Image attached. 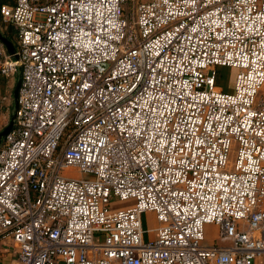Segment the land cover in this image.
Instances as JSON below:
<instances>
[{
	"label": "built area",
	"instance_id": "2783aa9c",
	"mask_svg": "<svg viewBox=\"0 0 264 264\" xmlns=\"http://www.w3.org/2000/svg\"><path fill=\"white\" fill-rule=\"evenodd\" d=\"M129 1L0 3L17 39L12 53L0 45V76L20 73L0 147V240L18 264H254L264 0ZM217 66L237 70L232 92ZM112 198L134 203L110 209ZM206 224L227 243L205 245Z\"/></svg>",
	"mask_w": 264,
	"mask_h": 264
},
{
	"label": "rangeland",
	"instance_id": "374dc122",
	"mask_svg": "<svg viewBox=\"0 0 264 264\" xmlns=\"http://www.w3.org/2000/svg\"><path fill=\"white\" fill-rule=\"evenodd\" d=\"M3 1H5V0H0V3ZM136 1H138V0L129 1L127 5L129 7H131L133 4H135ZM0 25H2V22H0ZM10 30H11V35H10L11 41L13 43L14 49H17L16 33L12 28H9V31ZM236 71H237L236 69L229 67V66H217L216 67V80H215L216 85L221 87L222 90L225 92H232L233 86H234V81H235ZM17 80H18L17 77L15 79H12L7 86V90L9 92V99L10 100H12L13 97L15 98V96H13V89L15 87ZM14 94H15V92H14ZM10 110H11V114L14 115L15 114L14 105L10 108ZM13 122L14 121H11V126H13ZM7 127L8 126H5V128L2 130L3 133L7 129ZM2 132L0 134V143H1V138H2L1 136H3ZM63 173L66 175L72 176V177H82L85 179H92L93 178L92 174L87 173V172L81 173V172L76 171L73 168H68ZM132 203H134V199L119 200L117 198H112L111 201L109 202L108 206L110 209H117V208H121V207L131 205ZM156 226H157V220H156L155 213L154 212L144 213V215H143V227H144V229L153 230ZM217 232H218L217 226H216V228L211 227L208 230L204 226V239H206L207 237L215 236ZM145 237L149 240H152L155 237V233L153 231H149V233H147L145 235Z\"/></svg>",
	"mask_w": 264,
	"mask_h": 264
},
{
	"label": "crops",
	"instance_id": "0c3cea01",
	"mask_svg": "<svg viewBox=\"0 0 264 264\" xmlns=\"http://www.w3.org/2000/svg\"><path fill=\"white\" fill-rule=\"evenodd\" d=\"M0 22H2V25H0V33L7 37L8 39H11V34L9 32V25H7L0 17ZM4 24V25H3ZM0 45H2L5 49L6 47L0 42ZM7 50V49H6ZM8 51V50H7ZM18 78L15 87L13 89V96L15 98L12 100L9 99V92L7 90V86L10 83L12 79ZM20 82V73L19 70L17 69L15 73L9 76H0V134L2 130L5 128V126H9L11 121H14V115L11 114L10 108L14 105V109L16 108V96L15 88L16 85ZM5 134L1 136V143L0 147L3 143ZM206 229L208 230L211 227L216 226L214 224H206L205 225ZM225 244L227 243V240H223L218 237V232L216 233L215 236L213 237H207L204 240L205 245H213V244ZM0 264H18L17 259H16V254L14 249L11 246V242L9 239L6 240H0ZM254 264H264V253L260 254L259 256L256 257Z\"/></svg>",
	"mask_w": 264,
	"mask_h": 264
},
{
	"label": "water",
	"instance_id": "95a60500",
	"mask_svg": "<svg viewBox=\"0 0 264 264\" xmlns=\"http://www.w3.org/2000/svg\"><path fill=\"white\" fill-rule=\"evenodd\" d=\"M0 42L6 47V49L9 52L12 53L14 51V46H13L12 41L9 40L7 37L3 36L1 33H0ZM18 87H19V82H18V84L16 85V88H15V95L17 94ZM10 128H11V123L7 127V129L4 131V133L2 132V134H6L9 131Z\"/></svg>",
	"mask_w": 264,
	"mask_h": 264
},
{
	"label": "trees",
	"instance_id": "16d2710c",
	"mask_svg": "<svg viewBox=\"0 0 264 264\" xmlns=\"http://www.w3.org/2000/svg\"><path fill=\"white\" fill-rule=\"evenodd\" d=\"M9 28H11V26L9 25ZM10 32V34H11V30L9 31ZM9 40H11V39H9Z\"/></svg>",
	"mask_w": 264,
	"mask_h": 264
}]
</instances>
